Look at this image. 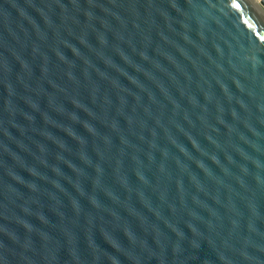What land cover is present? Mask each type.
Wrapping results in <instances>:
<instances>
[{"label":"water","instance_id":"1","mask_svg":"<svg viewBox=\"0 0 264 264\" xmlns=\"http://www.w3.org/2000/svg\"><path fill=\"white\" fill-rule=\"evenodd\" d=\"M0 264H264V0H0Z\"/></svg>","mask_w":264,"mask_h":264}]
</instances>
